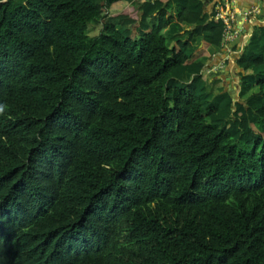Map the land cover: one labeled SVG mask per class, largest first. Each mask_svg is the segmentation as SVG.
I'll return each instance as SVG.
<instances>
[{"label": "trees", "instance_id": "1", "mask_svg": "<svg viewBox=\"0 0 264 264\" xmlns=\"http://www.w3.org/2000/svg\"><path fill=\"white\" fill-rule=\"evenodd\" d=\"M204 9L0 0V264H264V47L209 93Z\"/></svg>", "mask_w": 264, "mask_h": 264}, {"label": "crops", "instance_id": "2", "mask_svg": "<svg viewBox=\"0 0 264 264\" xmlns=\"http://www.w3.org/2000/svg\"><path fill=\"white\" fill-rule=\"evenodd\" d=\"M148 1V0H145ZM150 1V0H149ZM204 4L205 20L210 21L215 18L217 10L225 9L235 15L232 23V34H236L234 39L227 43L223 41L221 46H211L209 48L210 57L203 58L205 67L203 73L214 76L210 79L212 84L221 82V88L231 92V96L236 92L241 93L242 77L251 73L244 71L238 66V60L251 50V43L256 41L258 49L264 47V0H201ZM127 4L114 9L116 13L119 8H126ZM120 11V10H119ZM178 7L172 10V14L177 16ZM215 15V16H214ZM184 30H191L193 26L183 23ZM185 40V31L175 34L168 33V42L171 47L176 46L178 40ZM202 37H197L193 41L195 45L203 42ZM255 49V45L253 46ZM235 83V85H233ZM219 87V88H220ZM220 88V89H221Z\"/></svg>", "mask_w": 264, "mask_h": 264}, {"label": "rangeland", "instance_id": "3", "mask_svg": "<svg viewBox=\"0 0 264 264\" xmlns=\"http://www.w3.org/2000/svg\"><path fill=\"white\" fill-rule=\"evenodd\" d=\"M102 30V25L98 24V25H91V28H90V31H89V35L90 36H97L100 34ZM214 76L208 74V77H207V80H206V84H207V87H208V91L209 93H212V94H215L216 96L220 94V86H221V82H218L217 84H212L210 82V79L213 78ZM235 85V83L233 84ZM220 87V88H219ZM250 94H248L247 96L245 97H241V93L240 92H236L234 95H233V98L235 99L234 102H237L239 100H241V98H247Z\"/></svg>", "mask_w": 264, "mask_h": 264}, {"label": "built area", "instance_id": "4", "mask_svg": "<svg viewBox=\"0 0 264 264\" xmlns=\"http://www.w3.org/2000/svg\"><path fill=\"white\" fill-rule=\"evenodd\" d=\"M216 17L222 19L225 22L226 28L224 32V42H228L234 39L236 34H232V23L235 20V15L227 10L219 9L217 10Z\"/></svg>", "mask_w": 264, "mask_h": 264}]
</instances>
